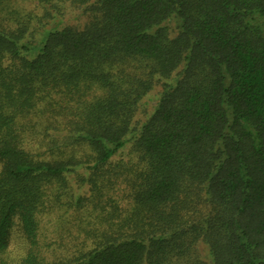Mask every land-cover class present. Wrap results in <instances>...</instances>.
Wrapping results in <instances>:
<instances>
[{
    "label": "trees",
    "instance_id": "1",
    "mask_svg": "<svg viewBox=\"0 0 264 264\" xmlns=\"http://www.w3.org/2000/svg\"><path fill=\"white\" fill-rule=\"evenodd\" d=\"M0 264H264V0H0Z\"/></svg>",
    "mask_w": 264,
    "mask_h": 264
}]
</instances>
